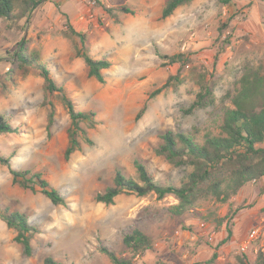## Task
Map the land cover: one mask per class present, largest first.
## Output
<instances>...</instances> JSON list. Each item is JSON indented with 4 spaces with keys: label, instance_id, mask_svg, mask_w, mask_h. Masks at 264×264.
<instances>
[{
    "label": "rangeland",
    "instance_id": "1",
    "mask_svg": "<svg viewBox=\"0 0 264 264\" xmlns=\"http://www.w3.org/2000/svg\"><path fill=\"white\" fill-rule=\"evenodd\" d=\"M168 1L45 0L19 22L0 19V115L17 129L16 134H0V155L13 169L40 174L66 202L54 206L38 189L33 193L13 185L8 169L0 165V207L25 213L39 230L31 257H25L14 242L15 231L0 219V264H43L48 257L61 264H111L99 249L104 246L129 258L122 236L132 228L154 243L152 253L134 258L136 264H239L242 257L254 264L258 253L264 258V207L256 215L247 213L250 206L243 192L230 211L227 205L204 201L181 218L168 213L177 204L172 197L158 201L152 194H122L108 206L95 201L97 194L113 187L116 172L138 182L134 161L155 181L178 185L189 170L156 156L159 136L168 130H197L198 139L216 134L223 99L232 93L242 65L264 67V2L193 0L163 20ZM66 22L86 34L91 58L111 63L103 72L104 84L89 78L83 61L75 58L73 41L62 35ZM21 42L29 53L40 55L75 110L93 114L92 127L87 121L79 124L88 142L79 137L81 150L68 160L64 152L70 119L60 96L46 95L43 80L33 70L26 76L17 69L10 73ZM178 54L189 60L183 69L160 58ZM198 73L214 81L215 103L188 113L198 92ZM175 76L178 82L171 81L153 96ZM237 209L228 222L232 238L224 242L226 224L219 228L214 222ZM254 228L262 238L242 252ZM207 232L214 233L212 240Z\"/></svg>",
    "mask_w": 264,
    "mask_h": 264
},
{
    "label": "trees",
    "instance_id": "2",
    "mask_svg": "<svg viewBox=\"0 0 264 264\" xmlns=\"http://www.w3.org/2000/svg\"><path fill=\"white\" fill-rule=\"evenodd\" d=\"M193 0H169L162 9L161 18L167 19L173 13ZM264 2V0H260ZM45 0H0V19L6 22H19L29 16L32 11L41 6ZM231 0H222L228 5ZM107 15L111 11L102 6ZM124 14H131L127 8L120 9ZM64 38L73 41L75 58L83 61L88 71V77L100 84H104V71L111 67L105 60H94L86 52L87 36L79 33L66 22L62 31ZM77 39L78 43L74 40ZM20 49L14 53L12 69L22 71L26 76L33 70L43 80L46 95L58 94L70 119L67 131L68 145L64 152V159L68 160L74 152L81 150L79 137L86 142L87 134L79 124L89 122L93 126V114H84L75 110L74 104L67 96L63 87H58L53 80L49 69L40 60L36 52L29 53L26 43L19 44ZM168 66L178 65L180 69L188 66L189 60L184 54L172 57L161 56ZM171 81L178 82V76L170 77L161 90L168 88ZM198 92L191 104L188 113L211 107L215 103V83L204 73L196 75ZM226 102V103H225ZM49 124L52 121L53 107L50 104ZM141 110L139 116L143 113ZM221 117L217 126V133H206L198 139L197 130L192 132L165 131L159 136V145L155 150L158 157L175 168L189 170L180 183L163 184L155 181L148 174L145 166L134 161L138 182L127 179L120 172L114 176L113 187L95 196V201L103 205H112L122 194H132L139 198L154 195L158 201L172 197L177 204L170 206L168 213L171 217L181 218L190 214L195 206L204 201H212L220 205H227L232 210V202L240 195L248 184L264 180V67L246 62L242 65L241 74L236 80L232 93L223 99ZM17 129L10 125L5 116L0 115V134H16ZM0 165L5 166L11 176L12 184L23 190L39 192L54 206H65L66 202L40 174H31L29 171L13 169L10 160L0 155ZM262 192V191H260ZM233 200V201H232ZM239 209L229 212L223 219L215 221V227L226 224V237L224 242L232 238V225L228 222L234 220ZM0 219L8 228L15 231L14 242L20 246L25 257H31L32 241L39 230L28 221L25 213L11 212L8 208L0 207ZM208 220V219H205ZM229 224V225H228ZM122 245L129 254V258L116 255L107 247L99 251L106 256L111 264H136L134 258L144 256L154 251L153 240L138 228H132L122 236ZM216 259L213 255L211 263ZM246 257L238 259L239 264L245 263ZM43 264H61L52 258H45ZM254 264H264L261 253L255 257Z\"/></svg>",
    "mask_w": 264,
    "mask_h": 264
},
{
    "label": "crops",
    "instance_id": "3",
    "mask_svg": "<svg viewBox=\"0 0 264 264\" xmlns=\"http://www.w3.org/2000/svg\"><path fill=\"white\" fill-rule=\"evenodd\" d=\"M262 189H264V180L258 183L248 184L245 188L242 189L241 192H243L247 197V199H243L245 200V205L250 206L247 210V213L256 215V213L264 207V192L261 196L259 195ZM250 196L253 197V199H250L249 201L248 198ZM259 196L260 198H258ZM254 218L256 219V216Z\"/></svg>",
    "mask_w": 264,
    "mask_h": 264
},
{
    "label": "built area",
    "instance_id": "4",
    "mask_svg": "<svg viewBox=\"0 0 264 264\" xmlns=\"http://www.w3.org/2000/svg\"><path fill=\"white\" fill-rule=\"evenodd\" d=\"M200 228H201V230H204L205 226L202 224ZM206 235L208 236L209 240H212L214 238V233L207 232ZM261 235H262V233H261L260 229L254 228V229L250 230L248 235H247L245 242L243 243L241 251L246 252L248 250V248L250 247V245L259 241L262 238ZM262 251L264 253V250H262Z\"/></svg>",
    "mask_w": 264,
    "mask_h": 264
}]
</instances>
